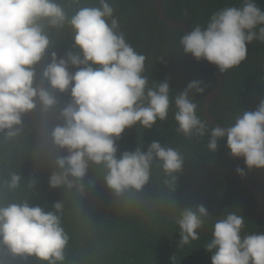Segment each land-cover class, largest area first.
Instances as JSON below:
<instances>
[{"label":"clouds","instance_id":"9594fccd","mask_svg":"<svg viewBox=\"0 0 264 264\" xmlns=\"http://www.w3.org/2000/svg\"><path fill=\"white\" fill-rule=\"evenodd\" d=\"M98 3V7L79 8L69 18L55 0H0V132L7 130L6 138L18 136L23 114L38 103L42 111H48L57 103L51 90L70 91L71 100L60 111L63 124L50 133L52 143L67 154L54 159L56 170L51 172L49 186L82 191L80 180L91 163L106 169V185L120 196L148 182L154 160L173 176L182 170L184 158L156 141L147 151L136 147L117 158L114 140L126 127L138 123L151 128L157 119L167 118L170 87L167 80L149 86L143 75L146 57L126 41L109 0ZM65 23L71 26L79 51L67 53L66 59L51 52L41 74L49 87L34 86L33 65L50 48L45 29L62 28ZM254 40L264 42V10L256 0H240L239 6L213 12L204 25L197 24L182 35L179 44L184 53L215 64L223 73L245 60L246 44ZM69 65L80 67L70 73ZM203 91L200 81H192L171 101L177 132L185 137L207 135L211 152L224 139L229 155L243 157L248 169L264 168V99L255 111L237 114L229 126L209 130L190 94ZM237 172L244 174L241 168ZM20 181L19 174L11 173L3 184L14 190ZM62 211V202L54 203L50 211L27 202L0 204V244L13 255L62 264L69 240L61 226ZM175 224L179 248L190 246L200 239V230L210 228L203 246L212 253L211 264H264V232H246L238 209L212 218L203 205L185 207Z\"/></svg>","mask_w":264,"mask_h":264},{"label":"trees","instance_id":"16d2710c","mask_svg":"<svg viewBox=\"0 0 264 264\" xmlns=\"http://www.w3.org/2000/svg\"><path fill=\"white\" fill-rule=\"evenodd\" d=\"M70 18L81 7H98V0H55ZM114 16L120 24L126 41L146 59L143 75L149 86L167 80L170 87V107L164 121L157 119L151 128L138 123L126 127L119 138L116 156L124 151L141 147L147 151L153 142L176 149L184 158L182 170L167 175L161 162L154 160L148 182L140 190L129 189L117 196L110 189L102 165H89L80 180L82 191L77 188L50 187L49 177L55 169L56 156L66 155L52 143L51 130L63 124L60 111L71 100L70 91L51 90L57 103L48 111L36 107L23 114L21 132L6 138L0 132V204L27 202L45 211L53 204L63 203L61 226L69 240L62 264H211L212 253L204 243L210 228L200 230V239L185 248L178 247L180 239L175 217L185 207L203 205L212 218H219L225 211L239 210L245 218L246 232H264L254 196L234 176L232 156L226 140L218 148H207L208 136L185 137L177 132L175 95L192 81H200L204 91L190 93L197 104V115L205 121L203 103L215 80V72L205 59L196 60L184 53L179 44L184 33L161 21L155 12L153 0H109ZM167 16L178 19L191 28L204 25L209 16L227 6H239L240 0H161ZM264 10V0H256ZM50 40L41 59L33 68L36 72L34 86L48 88L42 78L43 68L50 62V53L57 58L76 54L73 30L65 23L62 28L46 27ZM245 60L223 72L221 89L210 104V114L218 122L229 126L234 117L245 111H255L264 99V42L254 40L246 44ZM80 66H68L74 73ZM206 122V121H205ZM211 129V125L206 123ZM243 176L252 182L264 199V168L248 169L241 157ZM11 173L21 177L20 185L7 189L3 182ZM70 179H72L70 177ZM35 181V183H33ZM0 264H47L35 256H19L0 244Z\"/></svg>","mask_w":264,"mask_h":264},{"label":"water","instance_id":"95a60500","mask_svg":"<svg viewBox=\"0 0 264 264\" xmlns=\"http://www.w3.org/2000/svg\"><path fill=\"white\" fill-rule=\"evenodd\" d=\"M153 3H154V9H155L157 17L161 21L165 22L168 26L173 27V28H177V29L181 30L184 34H187L192 30V28L188 24H186L185 22L178 20V19H173V18H170L169 16H167L163 10L161 0H153ZM210 64H211V66L215 72V80H214V83L212 84V87L210 88L205 100H204L203 116H204L206 123H208L212 127L218 126V127L224 128L227 126L218 122L216 119H214L212 117V115L210 114V111H209L210 104L217 97V95L221 89L222 83H223V73H221L219 71L218 67L215 64H212V63H210ZM237 168H241V157H233L232 156L233 174H234L235 178L245 188H247L249 190V192L254 196L255 201L257 203V208L259 211L260 219L264 225V199H263L261 193L259 192V190L257 189V187L252 182H250L247 178H245L243 175H241L240 173L237 172Z\"/></svg>","mask_w":264,"mask_h":264}]
</instances>
